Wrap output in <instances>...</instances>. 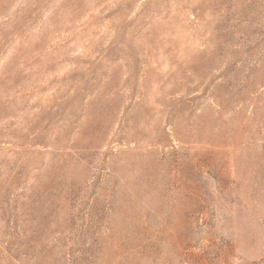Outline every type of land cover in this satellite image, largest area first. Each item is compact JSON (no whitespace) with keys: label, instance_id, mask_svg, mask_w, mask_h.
<instances>
[{"label":"rangeland","instance_id":"374dc122","mask_svg":"<svg viewBox=\"0 0 264 264\" xmlns=\"http://www.w3.org/2000/svg\"><path fill=\"white\" fill-rule=\"evenodd\" d=\"M0 264H264V0H0Z\"/></svg>","mask_w":264,"mask_h":264}]
</instances>
